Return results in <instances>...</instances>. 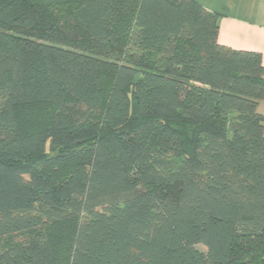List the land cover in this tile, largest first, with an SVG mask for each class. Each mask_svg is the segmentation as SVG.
Here are the masks:
<instances>
[{"label": "trees", "instance_id": "obj_1", "mask_svg": "<svg viewBox=\"0 0 264 264\" xmlns=\"http://www.w3.org/2000/svg\"><path fill=\"white\" fill-rule=\"evenodd\" d=\"M219 28L0 0V264H264L263 56Z\"/></svg>", "mask_w": 264, "mask_h": 264}, {"label": "crops", "instance_id": "obj_2", "mask_svg": "<svg viewBox=\"0 0 264 264\" xmlns=\"http://www.w3.org/2000/svg\"><path fill=\"white\" fill-rule=\"evenodd\" d=\"M219 13L220 43L239 50L262 53L264 62V0H197ZM258 109L264 114V99Z\"/></svg>", "mask_w": 264, "mask_h": 264}, {"label": "rangeland", "instance_id": "obj_3", "mask_svg": "<svg viewBox=\"0 0 264 264\" xmlns=\"http://www.w3.org/2000/svg\"><path fill=\"white\" fill-rule=\"evenodd\" d=\"M198 247H199L201 250L206 251V248H205L204 246L199 245Z\"/></svg>", "mask_w": 264, "mask_h": 264}]
</instances>
